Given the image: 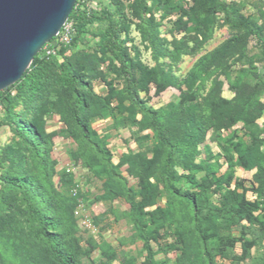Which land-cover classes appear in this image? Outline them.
I'll list each match as a JSON object with an SVG mask.
<instances>
[{
	"label": "rangeland",
	"instance_id": "rangeland-1",
	"mask_svg": "<svg viewBox=\"0 0 264 264\" xmlns=\"http://www.w3.org/2000/svg\"><path fill=\"white\" fill-rule=\"evenodd\" d=\"M112 1L118 4L117 9ZM196 1L92 0L91 3L94 8L104 7L119 19L137 92L148 107L169 114L184 113L193 106L202 117L226 116L249 107L253 114L264 115V59L259 43L249 38L242 44L243 32L230 28L222 13L200 24ZM219 1L234 7L242 20L254 21L264 31V0ZM79 41L80 50L65 55L70 61L69 70L87 83L80 91L88 103L82 119L91 142H84L75 129L70 97L54 83L57 70H49L50 85L38 98L11 93L13 119L29 123L47 143L42 158L28 152L10 132L7 113L0 110V176L34 178L40 190L36 204L44 205L45 195L55 206L56 217L64 226L59 235L79 264H142L145 252L131 223L127 199H139L138 182L144 163L153 160L156 135L143 129V117L126 99L124 79L116 61L98 51L97 41L89 34ZM229 42L234 44L223 49ZM56 63H61L60 57H56ZM250 63L253 72L249 70ZM170 120L166 125L173 137L183 138L182 131ZM263 123L262 117L247 127L237 123L223 128L221 123L214 132L212 124L205 122L206 134L193 160L194 165L212 167L216 177L229 174L230 190L243 193L246 201L255 205L257 217L264 211L254 181L255 175L264 176ZM246 146L254 151L249 170L237 165L236 151ZM120 161L116 179L126 194L107 199L103 188L107 176L101 165L104 162L116 167ZM175 171L176 190L195 192L189 180L191 173L178 168ZM160 173V168L155 167L151 180L158 188L157 204L145 209L149 216L156 210L164 216L151 244L155 264H181V261L206 264L190 221L193 212L164 191ZM63 175L71 179L72 187L66 189ZM193 177L199 181L204 172ZM72 199L78 203L75 207L66 205ZM212 207H219V194L213 189L204 196L198 212L200 216H213L216 231L210 235L208 244L213 264H264V239L243 256L238 220L229 215L222 220L215 216ZM148 215L146 219L151 221ZM256 232L264 235V221ZM224 238L233 241V246L224 244ZM0 264H52L45 248L26 228L25 205L20 194L1 181Z\"/></svg>",
	"mask_w": 264,
	"mask_h": 264
},
{
	"label": "trees",
	"instance_id": "trees-1",
	"mask_svg": "<svg viewBox=\"0 0 264 264\" xmlns=\"http://www.w3.org/2000/svg\"><path fill=\"white\" fill-rule=\"evenodd\" d=\"M83 1H76L66 22L71 28L68 43H59L58 36L53 38L34 57L31 65L19 81L0 92V110L7 113L6 125L10 132L24 145L28 152L37 158H42L47 143L42 139L40 132L29 123H21L13 119L10 112L13 109L14 97L11 93L15 91L16 96L25 95L30 99L38 98L47 91L50 85V80L47 77L49 70L56 69L58 76L54 79V83L66 90L70 97L73 125L84 142H91L90 132L82 119L88 109V103L80 91L87 87V83L83 81L82 77L69 70L70 61L65 55V53L75 54L78 52L80 50L79 40L83 35L89 34L97 41V50L110 55L116 61L119 73L124 79L126 99L131 108L143 117V129L152 130L156 135L157 142L153 160L144 163L143 174L138 182L139 199H127L131 223L145 252L142 264H155V254L151 244L157 235L154 237L153 234L159 232V227L164 223V216L159 211L152 212L153 217L145 212L146 208L154 207L157 204L158 188L151 182L155 167L160 168V181L164 191L174 199H178L193 212L190 221L199 248L206 259V264H213L208 244L210 235L215 234L216 230L213 225V216H200L198 212L203 204L204 196L212 189L219 194V207H212L215 210V216L223 220L225 216L229 215L238 220V240L241 243L243 256H247L257 242L264 239L263 232H256L257 227H260L264 221V211L260 217H257L255 205L247 202L243 193L237 194L230 190L231 176L229 174L216 177L212 167L194 165L193 160L198 156L196 148L202 143L206 134L205 122L212 124L213 130L216 132L220 129L221 123H224L223 128H229L237 123H242L247 127L261 117L264 119V115L261 112L253 114L249 107L238 109L226 116L212 114L206 117L199 116L193 106H189L184 113L174 111L169 114L148 107L137 92L136 79L132 73V61L123 38V29L119 19L115 18L104 7L94 8L90 2L92 0ZM112 2L114 3V1ZM114 4L117 9L118 4L116 2ZM196 13L200 24L205 23L206 19L216 13H222L230 28L243 32L242 41L239 40L242 44L245 45L249 38H254L259 43L264 59L263 28L254 21L242 20L234 7L221 3L219 0H197ZM198 29L199 27H197ZM233 44L234 42H229L222 48ZM57 47L58 49H56ZM47 51H51V53L47 54ZM56 57L61 58L59 65L56 63ZM249 70L251 72L254 70L251 63ZM168 120L173 121L177 128L182 131L183 138L173 137L166 125ZM236 152L239 154L237 165L242 169L249 170L253 160L254 151L252 147L246 146L243 150ZM94 159L97 158L94 157ZM121 164L122 161L116 167L106 166L104 162L101 165L105 168L107 176L103 187L104 196L107 199L126 194L124 187L116 179L118 177L116 170ZM177 168L191 173L189 180L196 188L195 192L176 190L173 184L176 179L175 170ZM200 171L204 172V177L196 181L193 176ZM63 180L66 189L72 187L71 179L65 178L63 175ZM0 181L20 194L25 205L26 228L31 236L45 248L48 260L52 264H79L74 253L59 235V231L63 230L64 226L56 217L55 206L45 195L42 197L45 204L42 206L36 204V197L40 190L35 186L34 178L26 175L21 177L0 176ZM254 181L257 183L256 192L264 204V176L259 173L254 176ZM64 202L66 201L64 200ZM77 204L76 199H72L71 203H66V205L74 207ZM1 209L4 208L1 207ZM146 215L152 220H147ZM241 222H245L246 225H241ZM150 227L155 228L152 231ZM224 244L232 247L233 241L224 238ZM181 264H183L182 261Z\"/></svg>",
	"mask_w": 264,
	"mask_h": 264
},
{
	"label": "water",
	"instance_id": "water-1",
	"mask_svg": "<svg viewBox=\"0 0 264 264\" xmlns=\"http://www.w3.org/2000/svg\"><path fill=\"white\" fill-rule=\"evenodd\" d=\"M77 0H0V92L66 24Z\"/></svg>",
	"mask_w": 264,
	"mask_h": 264
},
{
	"label": "built area",
	"instance_id": "built-area-1",
	"mask_svg": "<svg viewBox=\"0 0 264 264\" xmlns=\"http://www.w3.org/2000/svg\"><path fill=\"white\" fill-rule=\"evenodd\" d=\"M87 1L88 0H84L83 2H87ZM61 30H62V32H59V34L57 35L59 37L58 42L59 43L67 44L68 41H69V38L71 36V28H70V25L69 24H65ZM46 53L47 54H50L51 51H47Z\"/></svg>",
	"mask_w": 264,
	"mask_h": 264
}]
</instances>
